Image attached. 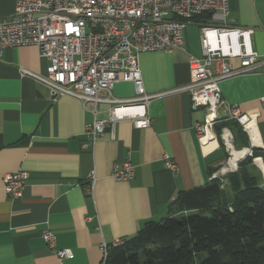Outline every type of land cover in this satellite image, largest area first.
Wrapping results in <instances>:
<instances>
[{"label":"crops","instance_id":"crops-1","mask_svg":"<svg viewBox=\"0 0 264 264\" xmlns=\"http://www.w3.org/2000/svg\"><path fill=\"white\" fill-rule=\"evenodd\" d=\"M15 13L16 0H0V19ZM202 26L252 29L251 49L264 56V0H229L228 17L195 19L185 29V49L141 54L146 92L161 95L149 106L151 126L140 130L120 121L114 138L108 130L87 147L93 104L85 107L66 95L53 101L47 87L21 74L24 69L47 75L49 62L38 47L5 50L0 59V264H101L103 243L130 239L147 222L167 218L181 192L212 180V170L225 163L221 142L199 144L195 126L204 122L205 109H194L190 93L180 91L192 81L190 57H202ZM219 86L228 105L258 115L255 146H260L253 149L264 152V68ZM112 94L133 98L134 85L121 81ZM97 111V118H110L109 106L100 104ZM128 155L136 177L116 181L111 171ZM165 155L176 162L174 171L166 168ZM22 170L29 178L23 197L13 199L4 178ZM46 230L56 237L55 250L42 238ZM63 250L74 257L59 258Z\"/></svg>","mask_w":264,"mask_h":264},{"label":"built area","instance_id":"built-area-1","mask_svg":"<svg viewBox=\"0 0 264 264\" xmlns=\"http://www.w3.org/2000/svg\"><path fill=\"white\" fill-rule=\"evenodd\" d=\"M212 13L223 18L229 15V0H16V13L0 19V59L5 50L22 46H36L49 62L46 76L21 70L49 90L53 101L71 96L85 107L93 104V123L85 131L86 144L94 145L108 130L115 137L120 121H131L135 129L151 126L149 106L161 95L146 92L140 56L145 52L185 49V29L197 17ZM254 30L232 26L201 27L202 57H190L191 83L180 91L190 93L194 109L204 108L203 123L195 126L200 145L221 142L231 156L234 136L224 128L220 137L215 125L221 112L228 120L237 122L247 134L250 144L257 136L258 115L242 113L222 98L220 83L264 68V56L251 49ZM234 61L240 66L235 67ZM134 85L135 96L116 99L112 92L121 82ZM264 102V99H263ZM109 106L110 118H97V107ZM224 117V118H225ZM249 156H252V150ZM231 159V158H230ZM165 166L174 171V159L165 155ZM111 177L119 182H131L136 177L130 155L114 165ZM29 173L18 171L4 178L6 194L23 197ZM92 187L95 175H91ZM42 238L55 250L56 237L48 230ZM117 240L113 246L122 245ZM109 246L101 245L106 264ZM59 258L72 259L70 250L57 253Z\"/></svg>","mask_w":264,"mask_h":264},{"label":"trees","instance_id":"trees-1","mask_svg":"<svg viewBox=\"0 0 264 264\" xmlns=\"http://www.w3.org/2000/svg\"><path fill=\"white\" fill-rule=\"evenodd\" d=\"M224 128L233 133L235 148L250 147L237 122L219 119L218 137ZM258 158L264 161L263 150L253 149L236 172L181 192L167 218L147 222L122 245H110L106 264H264V176L254 164Z\"/></svg>","mask_w":264,"mask_h":264},{"label":"bare ground","instance_id":"bare-ground-1","mask_svg":"<svg viewBox=\"0 0 264 264\" xmlns=\"http://www.w3.org/2000/svg\"><path fill=\"white\" fill-rule=\"evenodd\" d=\"M236 139V138H235ZM258 136L255 135L253 141H255L254 145L258 142ZM248 154V149L245 148L243 150L231 149V159L229 160L228 167L223 169V173H226L230 170H236L238 162L241 161ZM257 164L260 166L262 172L264 173V165L261 159H255Z\"/></svg>","mask_w":264,"mask_h":264},{"label":"rangeland","instance_id":"rangeland-1","mask_svg":"<svg viewBox=\"0 0 264 264\" xmlns=\"http://www.w3.org/2000/svg\"><path fill=\"white\" fill-rule=\"evenodd\" d=\"M242 128V127H241ZM237 150H243L244 148H238L236 147ZM250 149V147L248 148ZM249 156H247L245 159H247ZM231 156L230 154H228V157H227V160L226 162L221 166V168L215 172H213V176H212V179H217V178H224L227 174L229 173H232V172H236L238 170V168L236 170H230V171H227L226 173H223L222 170L225 169L226 167H228V163H229V160H230ZM245 159L241 160L240 162L244 161ZM263 161V160H262ZM239 162V163H240ZM264 163V161H263ZM254 164L255 166L261 171V169L259 168V166L255 163V160H254ZM262 172V171H261ZM178 214V213H177ZM182 214H178L177 216H181Z\"/></svg>","mask_w":264,"mask_h":264},{"label":"water","instance_id":"water-1","mask_svg":"<svg viewBox=\"0 0 264 264\" xmlns=\"http://www.w3.org/2000/svg\"><path fill=\"white\" fill-rule=\"evenodd\" d=\"M254 147L252 146V149H253ZM249 152H250V150H248V154L243 158V159H245L247 156H249ZM242 159V160H243ZM240 162V161H239ZM239 162H238V164H239ZM255 163L257 164V162L255 161ZM258 165V164H257ZM259 166V165H258ZM237 168H238V165H237ZM259 168H260V166H259ZM261 169V168H260ZM262 171V170H261ZM263 173V172H262ZM263 176H264V173H263Z\"/></svg>","mask_w":264,"mask_h":264}]
</instances>
